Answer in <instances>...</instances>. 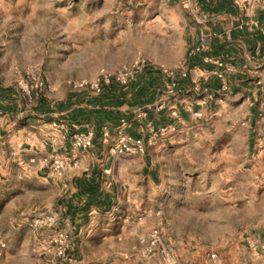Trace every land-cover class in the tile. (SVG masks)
<instances>
[{
  "label": "rangeland",
  "instance_id": "rangeland-1",
  "mask_svg": "<svg viewBox=\"0 0 264 264\" xmlns=\"http://www.w3.org/2000/svg\"><path fill=\"white\" fill-rule=\"evenodd\" d=\"M162 3L0 0V241L13 243L15 219L31 189H20L16 149L6 140L20 135L24 125L26 135L34 131L27 121L38 119L32 110L43 94H98L75 84L94 80L102 69L114 74L139 56L150 66L173 68L188 58L199 14L186 9L164 13ZM250 61L242 69L232 62L227 89H220L219 80L214 91L207 85L209 92L204 91L203 77L199 90L190 86L196 102L167 107L168 122L179 125L174 108L183 124L165 153L151 155L160 171L156 184L142 193L135 188L134 173L120 175L119 195L128 198L131 192L135 201L115 203L114 214L105 217L98 233L121 241L118 234L124 230L138 231V247L116 256L119 264H264L248 240L250 227L264 216V62ZM182 92L188 94L183 89L177 98ZM172 129L162 134H172ZM29 229L34 233L26 231L24 237L32 258L39 249L41 257L46 254L45 264L49 236L35 239L39 230L30 224ZM152 232L159 233L168 256L159 249L141 251L142 238ZM70 236L71 247V231Z\"/></svg>",
  "mask_w": 264,
  "mask_h": 264
},
{
  "label": "crops",
  "instance_id": "crops-1",
  "mask_svg": "<svg viewBox=\"0 0 264 264\" xmlns=\"http://www.w3.org/2000/svg\"><path fill=\"white\" fill-rule=\"evenodd\" d=\"M162 4L164 13H181L186 9L199 14L196 16L197 24L193 27L191 37L193 45L203 42L204 48L201 53L190 57L189 63L194 74L197 72L195 67H199L204 73V87L207 85L208 90L214 91L219 84L216 71L221 67L205 62L203 55L210 54L231 61L240 69L245 67L246 62H251V59L264 62V0H256L252 6L259 19V26L254 30L237 27L246 16L245 8L238 6L235 0H163ZM232 30L240 35L232 37ZM216 45L223 47L216 50ZM154 60L157 61V58ZM161 75L160 70L148 66L128 85L113 80L112 83L104 85L98 94L74 93L72 90L62 98L43 94L32 110L34 117L38 119L27 121L34 124L35 132L26 135L24 125L20 135L14 134L6 140L7 146L14 144L16 149L13 158L20 173L17 178L20 189H31L27 203L15 219L17 226H14V241L17 243L9 241L7 245L0 241V248L5 253L0 264H44L46 254L41 257L37 253L39 249H35L36 257L32 258V251L26 244L24 233L27 231L32 234L33 231L29 229L31 216L38 209L46 207L60 213L59 227L70 229L73 235L70 250L81 260V264H119L116 256L134 246V249L138 247L139 234L136 229L119 233L121 241L107 236V233H98H101L105 217L114 214L115 203L126 205L127 202L135 201L132 200L131 192L128 198L125 193L119 195L118 184L123 182L120 175L134 173L135 188L142 193L153 183L156 184L160 171L151 155L165 153L168 142L178 139V128L182 126L183 120L179 117V125H174L172 134H161L149 139L152 129L170 120L168 108L179 105L183 107L184 104L191 103V100L196 102L195 93H191V76L180 77L178 91L184 89L188 94L182 92L180 98H173L168 108L159 112L148 108L146 116L137 117V109L148 106L158 97ZM208 75L209 80L206 78ZM243 86L245 87L244 83ZM207 88L204 91H208ZM122 118L130 122L123 127L125 133L131 137L146 138V152L111 151L117 138V126L121 124ZM106 124L111 127L108 143H104L101 137L102 127ZM89 127L96 131L94 144L87 149L73 146L69 135ZM55 154L64 155L68 161L62 176H55L50 172V162ZM129 187L131 188L130 185ZM55 229L56 227L42 228L37 232L39 235L35 232L34 238L40 235L49 236ZM263 239L264 216H260L250 227L248 240L253 254L262 258L264 250L260 243Z\"/></svg>",
  "mask_w": 264,
  "mask_h": 264
},
{
  "label": "built area",
  "instance_id": "built-area-1",
  "mask_svg": "<svg viewBox=\"0 0 264 264\" xmlns=\"http://www.w3.org/2000/svg\"><path fill=\"white\" fill-rule=\"evenodd\" d=\"M255 2L256 0H235V3L238 6L245 8L244 11L246 16L245 19L238 23V28L242 30H254V28L259 26V19L252 9V6ZM203 48V42L193 45L188 52V59L176 66V68L164 65L159 67L155 66V68L160 70L162 76L164 77L162 81V88L159 90V95L155 101L150 103L148 106L136 110L137 117L146 116L148 114V108L159 112L169 107L170 101L173 98H176L179 94L178 88L180 77L189 78L191 76L192 88L194 90H199L201 88V78L204 76V73H202L199 67H195L194 69H196L197 72L194 74L190 66L189 59L190 57L201 53ZM203 60L205 62L215 63L221 67V69L216 71V75L220 80V89H227L228 82L226 79V74L234 71L232 62L223 60L210 54L203 55ZM150 65L151 64L147 58L139 56L135 61H133V63L122 66L114 74L102 69L94 80H82L75 84V87L80 90L89 89L92 91L101 92L104 85L110 84L113 79L122 85H128L139 72H142ZM192 74H194V76H192ZM172 109V116L175 117L174 119H179L177 110L174 108ZM129 123V120L126 118L121 119V124L117 126L116 141L114 145L111 146L112 152H146L147 143L144 136L131 137L124 132L123 127ZM173 126V122H168L166 124L160 125L158 128L152 129L149 139L155 138L165 131L172 129ZM95 137L96 131L92 127H89L86 130H76L72 132L69 135V140L73 146L87 149L94 144ZM101 137L104 143H108L110 141L111 127L109 125L106 124L102 127ZM67 164L68 161L64 155L55 154L50 162V172L55 176H62ZM142 219L143 215H140L138 220ZM60 220V213L52 209H45L35 212L30 218L29 224L35 231L45 227H56L55 231L45 240L46 252L50 253V257L47 259L45 264H81V260L70 250V231L64 227L58 226ZM141 243H143L141 251L144 253H152L156 249H159L163 255H169L168 249L166 245L162 243L158 232H152L149 234L148 238H142ZM260 247L262 250H264V239L261 241ZM3 257L4 250L0 248V262L2 261Z\"/></svg>",
  "mask_w": 264,
  "mask_h": 264
},
{
  "label": "trees",
  "instance_id": "trees-1",
  "mask_svg": "<svg viewBox=\"0 0 264 264\" xmlns=\"http://www.w3.org/2000/svg\"><path fill=\"white\" fill-rule=\"evenodd\" d=\"M240 34L239 33H233V30H232V37H237V36H239ZM223 46H221V45H216V50H221V48H222ZM9 90V88H5V91L7 92ZM10 92H8V94H9Z\"/></svg>",
  "mask_w": 264,
  "mask_h": 264
}]
</instances>
